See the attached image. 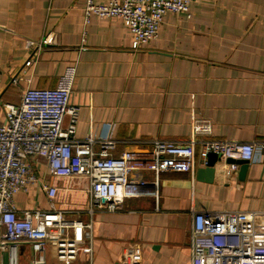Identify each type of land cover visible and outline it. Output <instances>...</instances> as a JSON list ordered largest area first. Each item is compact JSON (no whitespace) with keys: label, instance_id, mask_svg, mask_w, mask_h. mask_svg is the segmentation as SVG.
Here are the masks:
<instances>
[{"label":"crops","instance_id":"1","mask_svg":"<svg viewBox=\"0 0 264 264\" xmlns=\"http://www.w3.org/2000/svg\"><path fill=\"white\" fill-rule=\"evenodd\" d=\"M85 4L0 0V121L3 104L19 103L29 85L12 82L28 57L27 41L47 39L29 71L31 85L54 88L75 66L70 103L80 107L76 141L93 130L98 141L114 140L115 155L146 151L154 140L188 141L197 115L212 122L211 137L253 143L256 159L243 174L240 167L227 173L219 159L211 181L198 176L199 168L195 177L167 171L157 181L153 173H133V180L147 181L150 193L126 200L119 212L96 214L93 245L80 244L69 264H190L193 209L258 210L257 238L264 244V0H192L191 16L168 12L158 38L139 49L121 18L87 21ZM68 123L66 116L64 127ZM36 170L40 180L57 186L56 207L86 209L84 178H55L42 158ZM15 204L18 210L50 207L39 182L19 192ZM18 258L20 264L34 258L29 241L19 245ZM45 258L65 264L52 241Z\"/></svg>","mask_w":264,"mask_h":264},{"label":"built area","instance_id":"2","mask_svg":"<svg viewBox=\"0 0 264 264\" xmlns=\"http://www.w3.org/2000/svg\"><path fill=\"white\" fill-rule=\"evenodd\" d=\"M192 0H86L85 19L91 16L119 17L129 27L132 47L139 49L158 38L168 12L190 14ZM49 41L28 40L29 51L13 83L27 80L20 102L5 103L0 121V264H20L18 248L29 241L34 258L28 264H47L45 251L54 242L58 259L69 264L77 258L79 245L94 241V216L123 209L126 200L146 196V180L135 181L132 174L150 172L158 176L167 171L186 172L195 177L206 167L209 155H218L227 173L239 169L228 159L252 162L256 146L249 142L223 141L212 136L210 120L193 115L188 141L175 143L154 140L146 151L125 150L115 155L114 140L98 141L93 130L83 141L75 135L80 107L70 103L75 66H68L54 88L31 85L29 72ZM66 116L69 123L64 127ZM97 143L99 144L97 148ZM42 158L55 178L81 177L88 185L86 209L55 206L58 188L39 179L36 164ZM217 161V162H218ZM41 183L47 193L48 209L18 210L15 196L29 186ZM87 214L88 219L68 216ZM258 210H192L189 241L190 264H264V244L257 238ZM91 248V247H90ZM91 250V249H90ZM8 253L5 259L4 254Z\"/></svg>","mask_w":264,"mask_h":264},{"label":"water","instance_id":"3","mask_svg":"<svg viewBox=\"0 0 264 264\" xmlns=\"http://www.w3.org/2000/svg\"><path fill=\"white\" fill-rule=\"evenodd\" d=\"M218 161V155L215 153H211L209 155V162L206 167H201L198 170V176L201 178L202 176L207 177L209 181L215 178L216 172V163ZM229 163H237L240 167V172L243 174L248 167L249 162L245 160H235V159H228Z\"/></svg>","mask_w":264,"mask_h":264}]
</instances>
